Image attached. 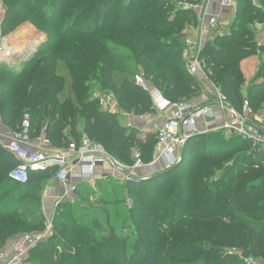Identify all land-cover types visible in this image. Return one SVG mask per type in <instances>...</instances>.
I'll return each mask as SVG.
<instances>
[{"label":"trees","instance_id":"trees-1","mask_svg":"<svg viewBox=\"0 0 264 264\" xmlns=\"http://www.w3.org/2000/svg\"><path fill=\"white\" fill-rule=\"evenodd\" d=\"M43 1L47 6L41 8ZM198 1L3 0L9 28L30 22L47 40L17 65L0 62V120L14 131L27 116L31 135L43 128L57 149L86 136L124 164L132 162L134 149L150 163L155 133L142 134L102 110L94 93L112 94L129 115L155 113L149 92L134 81L141 74L171 101L208 102H201L204 84L189 74L184 58L182 34L199 18L195 8L180 3ZM236 3L233 17L222 24L224 33L206 40L198 56L231 107L240 112L246 100L258 112L264 109V39L259 42L255 25H264V0ZM253 56L256 71L246 84L241 62ZM63 66L68 78L59 71ZM19 83L22 95L16 97ZM220 140L192 135L171 168L134 185L99 181L98 198L91 199L94 190L82 182L77 200L57 206L52 234L29 250L26 262L263 264L264 146L236 136ZM16 164L0 152V248L47 228L40 197L56 168L30 171L21 184L8 176Z\"/></svg>","mask_w":264,"mask_h":264},{"label":"built area","instance_id":"built-area-1","mask_svg":"<svg viewBox=\"0 0 264 264\" xmlns=\"http://www.w3.org/2000/svg\"><path fill=\"white\" fill-rule=\"evenodd\" d=\"M223 9L234 13L236 0H219ZM183 8H195L198 10L199 31L204 25L211 27L214 34L222 35L226 29L216 20L215 15L205 16L202 13L204 4L180 3ZM185 41L184 58L186 69L190 75L202 76L208 82L209 88L202 95L206 96L208 102L195 105L192 102H174L164 97L157 89H150L148 83L141 74L134 76V81L142 90L148 91L155 112L161 116L160 122H153L150 131L155 133L156 143L154 146V158L149 163L161 160L163 169L171 168L180 158L182 146L187 139L198 133L197 120L199 118H210L214 116L213 107H218L226 119L215 128H208L201 134L208 136L218 134L224 136H236L243 141L250 142L252 147L264 146V133L259 122L264 121V112H253L245 100L240 112L231 107L226 96L220 91L216 84L212 83L206 73L204 62L199 58V50L202 46L198 42V33L186 30L182 34ZM1 93V86H0ZM100 108L104 111L116 113L120 117L128 114L121 112L117 100L112 94H102L98 90L94 93ZM30 120L25 116L20 125L7 138L0 136V152L6 153L16 159L17 164L9 171L8 176L17 183H27L31 170L44 171L49 168H56L53 178L64 184L66 191L73 193L77 184L86 182L94 183L95 169L106 163L119 172L118 178L121 182H138L137 171L145 163L142 160L139 150L132 151V162L124 164L112 157L102 144L83 136L79 143L69 140L64 148H54L50 140L45 136L44 129L36 134V145L32 144ZM218 138V137H216ZM207 139H210L207 137ZM153 166V165H152ZM45 233L25 234L13 243L9 256L2 264H26L29 250L36 243L43 239ZM4 257L0 253V260ZM264 264V263H263Z\"/></svg>","mask_w":264,"mask_h":264},{"label":"crops","instance_id":"crops-1","mask_svg":"<svg viewBox=\"0 0 264 264\" xmlns=\"http://www.w3.org/2000/svg\"><path fill=\"white\" fill-rule=\"evenodd\" d=\"M203 4H204V9H203L202 13H205L206 17L208 15H216L220 19L223 18L224 21L226 20L225 17H227V19L233 17V16L231 17L232 14H230L229 10L224 16L225 9H223L220 6L219 0H203ZM197 13H198V10H197ZM224 21L219 20V22L221 24H223L222 22H224ZM229 21L230 20H227V22H229ZM258 31L261 32L260 33V39H259V42H261L264 39V37H263L264 26H259ZM213 35H214V30L211 27H208L206 25H204V27H201V30L199 31V37H207L206 40L211 39L213 37ZM257 62H258L257 56L249 57L247 59H244L241 62V70H242L244 77L246 79V84L253 77V75L256 71ZM199 78L202 80V83L204 84V89L206 88V90H207L209 88L208 82L205 81L204 79H202L203 78L202 76H200ZM200 100H201V102H203V101L205 102L206 96L202 95ZM213 110L215 111L214 112L215 114L213 117L199 118L197 120V130H198L197 134H201L204 130H206L208 128L209 129L215 128L216 126L222 124L223 120L226 119V115L218 107L214 106ZM262 112H264V109L262 110ZM120 120L123 123L129 124L133 127H136V128L140 127L142 132L145 133L147 131H150L151 124L153 122H155V121L160 122L161 121V116L157 112L151 113V114H145L142 116H133V115L128 114L127 116L122 117V119H120ZM19 125L20 124L17 123V126H19ZM259 125L261 126L262 131L264 133V121L259 122ZM12 132H13V129L11 127L7 126L6 124H4L0 120V136L3 138H7L11 135ZM35 138H36V134H32L31 139H32L33 145H36ZM219 139L220 138H217V140H219ZM152 165H150V164L144 165L142 168H140L137 171V176L141 179H146V178L151 177L153 174L161 172L164 170L163 169V162L161 160L154 162ZM31 171H37V170H31ZM94 175H95L94 183L90 184V186H94V185L98 184L99 181H105V180L107 181L109 178L115 180L121 176V174L119 172H117L116 170H114L111 167V165L108 163L101 165V166H98L95 169ZM117 182L120 185L122 184L119 181V179ZM80 184L81 183H78L77 186ZM40 200H41L42 213L45 216V219L47 222V228L45 229V231L42 232V233H45V235L43 237V240H44L47 237V232L50 231L51 220H52V217L54 215V212H55V209L57 208V206H59L61 203H64V202H69V201L73 202L74 200H76V196H75V192H73V193L67 192L64 184L56 181L54 178L51 177V178L46 179L44 181V186H43V190L41 193ZM15 241H16V239L10 241L9 243L5 244L4 246H2L0 248V253L4 255V257L0 260V264H2L4 262V260L9 256L11 249H12V245Z\"/></svg>","mask_w":264,"mask_h":264},{"label":"rangeland","instance_id":"rangeland-1","mask_svg":"<svg viewBox=\"0 0 264 264\" xmlns=\"http://www.w3.org/2000/svg\"><path fill=\"white\" fill-rule=\"evenodd\" d=\"M200 3H203V0L198 1L197 4H200ZM31 4H32V2H31ZM45 6H47V3H45L43 1L41 3V8L45 7ZM227 12H228V10L225 9L224 16H225V14ZM49 13H50V10H49ZM230 14H232L231 17L234 15V13H231V12H230ZM5 16H6V6L3 3V0H0V48H1L0 50L2 51V49L4 48L5 44H9L11 46L12 45L16 46V45L19 44L18 48H16L17 49L16 52H20V53L16 57V59H13L11 61H4V62H7L9 65L14 66V65H17L18 62H20L21 60H24V59L30 57L34 52H36L43 45V43L47 40V35H46L45 32L40 31L37 25H34V24L30 23V22H23V23L14 25L15 27H13V28H9L10 26H8V24L5 22ZM225 18H226V20L224 21L223 18L220 19V18H218V16H216V20H218V21L221 20V21L227 22V20L231 19V18L227 19V17H225ZM19 22L20 21H18L17 23H19ZM224 22H222V23H224ZM255 26L258 29L259 26H264V25L256 24ZM198 28H199V26H198V22H197L196 24H193V25L191 24L188 28H186V30L189 29V32H191V33H193V31H197V33H198V37H197L198 42L203 44V42L206 40L207 37H199V29ZM0 59H1V57H0ZM59 71L61 73H63L68 78V74H67L66 68L64 66L61 67L59 69ZM8 78H11V77H8ZM21 86H22V83H19V85L15 89V96L16 97H20L22 95V92H21V89H20ZM118 118L122 119V117L120 118L119 116H118ZM21 121H20V123H21ZM137 129L141 133H143L142 130L140 129V127L137 128ZM205 137L206 138L207 137L210 138V139H208L209 142L218 143L220 139L223 140L226 136H224V135L221 136V135H218V134H211L210 133L208 136H205ZM216 137H218L220 139L217 140ZM180 157H181V152L179 154V158ZM186 159H187V162H193L195 160V158H193L191 156H186ZM146 164H149V163H145V165ZM121 183H124V182H121ZM128 184L134 185L135 183L134 182H128ZM91 188L94 190L93 195H91L92 196L91 199L92 198H98V196H100V192H101V189H100L99 185L96 184L94 186H91ZM142 188H147V185L140 186V190L141 191L143 190ZM134 190H135V187H132V191H134ZM94 200L95 199H93L92 202H95ZM125 200H126L127 205L130 206V202L132 203L131 199L127 196ZM107 206L108 207H112L114 205L112 203H108ZM51 228L52 227L50 226V231L47 232V237L52 234V229ZM34 232L35 231H33L32 233L30 232V233H26V234L30 235V234H34ZM26 264H30V263L26 262Z\"/></svg>","mask_w":264,"mask_h":264},{"label":"bare ground","instance_id":"bare-ground-1","mask_svg":"<svg viewBox=\"0 0 264 264\" xmlns=\"http://www.w3.org/2000/svg\"><path fill=\"white\" fill-rule=\"evenodd\" d=\"M2 44V43H1ZM18 46H19V44L18 45H16V46H11V45H9V44H5L4 45V48L2 49V51L0 50V57H1V59H4V56H6V55H8V54H10V53H12V52H15L17 49L16 48H18ZM21 47V46H20ZM1 49V48H0ZM19 50V49H18Z\"/></svg>","mask_w":264,"mask_h":264},{"label":"water","instance_id":"water-1","mask_svg":"<svg viewBox=\"0 0 264 264\" xmlns=\"http://www.w3.org/2000/svg\"><path fill=\"white\" fill-rule=\"evenodd\" d=\"M262 49V48H261ZM20 52H12L6 56H4V59H0V62H4V61H11L13 59H16V57L19 55ZM243 256L246 258L248 256V253L244 252Z\"/></svg>","mask_w":264,"mask_h":264}]
</instances>
